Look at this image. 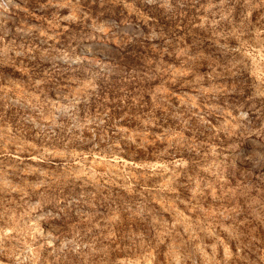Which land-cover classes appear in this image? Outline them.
<instances>
[{"label":"rangeland","instance_id":"obj_1","mask_svg":"<svg viewBox=\"0 0 264 264\" xmlns=\"http://www.w3.org/2000/svg\"><path fill=\"white\" fill-rule=\"evenodd\" d=\"M0 20V264H264V0Z\"/></svg>","mask_w":264,"mask_h":264},{"label":"bare ground","instance_id":"obj_2","mask_svg":"<svg viewBox=\"0 0 264 264\" xmlns=\"http://www.w3.org/2000/svg\"><path fill=\"white\" fill-rule=\"evenodd\" d=\"M11 4H12V3H11ZM3 17L5 18V16H3ZM6 17H7V16H6ZM0 21H1V20H0ZM124 28H125V27H124ZM121 31H123V30H121ZM104 46H105V45H104ZM106 47H107V46H106ZM85 48H86V47H85ZM89 48H90V47H89ZM97 49H98V48H97ZM107 49H108V48H107ZM84 50H85V49H84ZM109 50H110V49H109ZM99 52H100V51H99ZM99 52H98V53H99ZM103 52H105V51H103ZM103 52H102V53H103ZM104 54H105V53H104ZM99 55H100V54H99ZM249 148H250V147H249ZM253 149L255 150V147H253ZM251 153H252V152H251ZM245 155H246V154H245ZM39 214H40V213H39ZM40 215H41V214H40ZM40 215H39V216H40Z\"/></svg>","mask_w":264,"mask_h":264}]
</instances>
